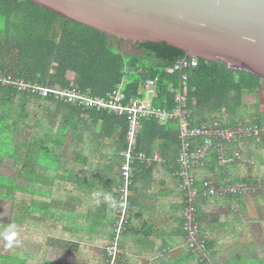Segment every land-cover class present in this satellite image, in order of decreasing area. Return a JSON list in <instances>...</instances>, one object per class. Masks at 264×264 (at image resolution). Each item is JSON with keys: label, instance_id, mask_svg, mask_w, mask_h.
Returning a JSON list of instances; mask_svg holds the SVG:
<instances>
[{"label": "trees", "instance_id": "trees-1", "mask_svg": "<svg viewBox=\"0 0 264 264\" xmlns=\"http://www.w3.org/2000/svg\"><path fill=\"white\" fill-rule=\"evenodd\" d=\"M40 8L51 17L41 13ZM134 43L136 52L125 54L117 36L62 16L32 0H0V70L16 78L26 75L29 81L60 82L67 87L70 83L65 76L72 71L78 77L79 89L102 96L127 78L129 82L124 91L128 100L139 96L143 81L159 77L156 104L174 107V96L168 92L166 82L176 80L178 75L166 73L164 67L174 64L186 52L166 42ZM9 57L11 61L7 63ZM199 60L189 80V107L194 124L218 121L229 127L246 121L262 126L261 105L244 102L246 95H254L259 86L264 87L262 78L222 61ZM53 68L55 72L50 74ZM128 126V116L118 112L85 109L54 96L42 97L13 85L0 84V163L10 159L12 168L20 170L21 177L29 181V184H20L19 175L0 172V199L13 203L10 221H0V237H18L20 226L34 227L27 220L37 213L55 214L51 202L56 196V186L63 183L61 191H65L67 178L83 203L96 198L100 202L101 152L111 160L112 154L122 156L127 146ZM116 128L118 138H113ZM159 130L164 128L157 119H144L137 148H142V137L146 139ZM19 133L28 136V144L15 142ZM105 137L109 142L101 144ZM247 142L238 140L233 144L243 146L244 150ZM249 143L253 146L254 163L248 169L254 170L255 177L243 176L239 171L242 163L238 162L237 172L231 173L234 182L240 176L244 181L256 183L264 179V136L251 138ZM28 168L32 170L27 172ZM122 184L123 178L121 187ZM88 224L90 229L94 222L90 220ZM0 264H18L17 250L9 255L0 252ZM257 264H264V258Z\"/></svg>", "mask_w": 264, "mask_h": 264}, {"label": "crops", "instance_id": "crops-1", "mask_svg": "<svg viewBox=\"0 0 264 264\" xmlns=\"http://www.w3.org/2000/svg\"><path fill=\"white\" fill-rule=\"evenodd\" d=\"M6 61L9 63L10 57ZM158 123L164 130L141 138V150L152 160L135 165L130 218L121 237L118 264H204L185 246V190L176 165L181 148L179 126L175 121L158 120ZM113 138H118V128ZM68 141L72 139L69 137ZM107 142L109 138L105 137L101 144ZM228 148L224 164L219 162L217 151L211 149L205 164L193 169L201 186L205 180L237 183L231 180V173L237 172L238 162L242 163L239 171L243 176L255 177L254 170L248 169L249 164L254 163L247 161L253 160L249 141L244 150L233 142ZM237 153L242 158H235ZM112 156V160L106 159L101 152L100 202L96 198L83 203L67 178L65 191H61L63 183L56 186V196L51 202L56 213H37L27 220L33 222L34 227L28 226L23 234L26 226H20L18 237H3V240L16 242L8 246L3 255L17 250L18 264H105V246L115 236L121 210L122 156L120 153ZM31 170L26 169L27 172ZM17 175L20 184H29L21 177L20 170ZM243 176L239 181H244ZM198 208L201 233L209 242L213 264H257L264 258V193L248 196L208 194L200 196ZM90 220L94 225L89 229Z\"/></svg>", "mask_w": 264, "mask_h": 264}, {"label": "built area", "instance_id": "built-area-1", "mask_svg": "<svg viewBox=\"0 0 264 264\" xmlns=\"http://www.w3.org/2000/svg\"><path fill=\"white\" fill-rule=\"evenodd\" d=\"M199 64L198 57L185 55L174 64L164 67L166 73L178 75L176 80L172 78L166 82L168 92L174 96V107L172 108L156 104V99L159 97V77L148 78L143 81L139 87V96L128 100L124 91L129 82L127 78H124L113 91L102 96L89 94L77 87L53 88L37 82L25 81L23 78L8 75L5 70H0V84L13 85L20 90L37 93L42 97L54 96L58 100L77 104L85 109L97 108L128 116L127 146L122 152L123 161L121 165L123 206L115 225V237L105 246V264H118L122 252L121 237L130 218V196L135 165L152 160L145 151L136 146L144 119L156 118L163 123L175 121L179 126L181 148L176 165L181 185L185 190V246L196 253L201 262L213 264L214 256L208 240L201 233L198 220L200 196L208 194L248 196L264 193V182L259 181L257 183L253 181L237 183L226 181L221 184L214 180H205L202 186L197 185V178L192 169L205 164L211 149L217 151L219 162L224 164L227 161L229 143L238 140L249 141L251 138L264 136V124L260 126L240 122L236 126L229 127L222 126L218 121L210 124L205 121L194 124L192 111L189 107L191 103L189 80L191 73ZM235 158L240 159L242 156L237 153ZM247 161L253 162L249 159Z\"/></svg>", "mask_w": 264, "mask_h": 264}, {"label": "water", "instance_id": "water-1", "mask_svg": "<svg viewBox=\"0 0 264 264\" xmlns=\"http://www.w3.org/2000/svg\"><path fill=\"white\" fill-rule=\"evenodd\" d=\"M133 42H166L264 78V0H32Z\"/></svg>", "mask_w": 264, "mask_h": 264}, {"label": "rangeland", "instance_id": "rangeland-1", "mask_svg": "<svg viewBox=\"0 0 264 264\" xmlns=\"http://www.w3.org/2000/svg\"><path fill=\"white\" fill-rule=\"evenodd\" d=\"M39 11H41V13H44L45 15H47V17H51L50 16L51 14L47 13V11L42 10V9L39 10ZM120 42H121V47L120 48L125 54H130V52H132V53L136 52V50L134 49V44L135 43L133 41L127 40V39H124V38H120ZM16 52H17V50H16ZM57 64L58 63H54V65H57ZM236 69L243 70V67L236 66ZM54 72H55V70L53 68V69H51L50 74H53ZM8 75H12L14 77V75L12 73H10ZM24 76L25 77H22V78L25 79V81H26L27 80V78H26L27 76L26 75H24ZM65 77L70 83V85H68L69 87H77V88H79V86H78V77H77V75L75 73H73L72 71H68V73H67V75ZM27 81H29V80H27ZM262 82H264V78L261 80V83ZM37 83H39V82H37ZM39 84L47 85V86H50V87H53V88H65V87H67V86H63L62 83H60V82H55V83L51 84L50 81H45L44 83H39ZM87 93L91 94L90 92H87ZM95 95H99V94H95ZM244 102L249 104V105H253V104H257L258 103V104L261 105L262 110L264 111V87H263V85L259 86V88L256 91V94H254V95H246L244 97ZM27 137L28 136H24L23 134L19 133L16 136L15 142L18 143V144H28V142H26L27 141ZM250 145L253 148L252 144H250ZM249 157H252V156H249ZM249 160H252V159H249ZM10 164H11V160L6 158L5 161L0 163V172L6 173V174L17 175V170L13 169ZM259 182H264V179L260 178ZM12 204H13L12 201L5 200V199H0V221H2V222L10 221L11 215H12V207H13ZM25 229H27V227L26 228L23 227V230H22L23 234H24L23 231H27ZM3 237H5V236H3ZM3 237H0V252L2 254H3V251L8 248V246L11 247L14 244H16V242H13V241L3 240ZM261 241H263L262 235H260V242ZM243 264H244V262H243Z\"/></svg>", "mask_w": 264, "mask_h": 264}]
</instances>
